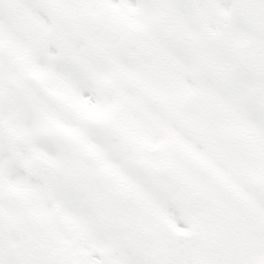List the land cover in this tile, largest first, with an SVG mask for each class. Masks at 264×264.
Returning <instances> with one entry per match:
<instances>
[{
  "label": "snow or ice",
  "instance_id": "obj_1",
  "mask_svg": "<svg viewBox=\"0 0 264 264\" xmlns=\"http://www.w3.org/2000/svg\"><path fill=\"white\" fill-rule=\"evenodd\" d=\"M0 264H264V0H0Z\"/></svg>",
  "mask_w": 264,
  "mask_h": 264
}]
</instances>
